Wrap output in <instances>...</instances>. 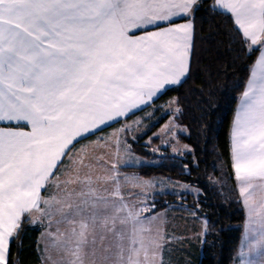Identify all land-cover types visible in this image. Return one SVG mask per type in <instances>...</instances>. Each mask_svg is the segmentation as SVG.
<instances>
[{"label":"snow or ice","instance_id":"obj_1","mask_svg":"<svg viewBox=\"0 0 264 264\" xmlns=\"http://www.w3.org/2000/svg\"><path fill=\"white\" fill-rule=\"evenodd\" d=\"M199 7L200 0H0V264H12L10 246L25 223L45 229V264H168L165 249L183 238L169 237L161 217L143 215L155 184L121 179L127 161L118 138L115 160L104 137L75 144L186 82ZM214 7L231 14L246 54L258 53L233 119L230 158L247 214L239 264H264V0ZM181 113L176 107L154 135L175 139ZM129 184L140 189L137 201L125 195ZM209 234L204 220L201 244Z\"/></svg>","mask_w":264,"mask_h":264},{"label":"trees","instance_id":"obj_2","mask_svg":"<svg viewBox=\"0 0 264 264\" xmlns=\"http://www.w3.org/2000/svg\"><path fill=\"white\" fill-rule=\"evenodd\" d=\"M214 4V0H200L194 14L195 55L186 82L168 89L146 109L89 137L131 125L125 132L126 144L134 156L145 163L126 167L124 172L199 189V192L155 195L151 199L154 207L149 213L182 205L208 221L207 243L195 248L190 264H234L242 240L240 224L246 218L231 168L230 133L250 76V66L258 53L246 54L241 37L233 31L231 15ZM174 98L182 109L177 119L188 131L179 134L178 139L193 149L184 156L172 154L168 147L167 153H160L164 139L154 137L172 116L165 107ZM153 147L161 149L153 152ZM152 160L157 162L151 164ZM41 232L39 225L25 223L22 226L19 238L10 246L12 264H42Z\"/></svg>","mask_w":264,"mask_h":264},{"label":"rangeland","instance_id":"obj_3","mask_svg":"<svg viewBox=\"0 0 264 264\" xmlns=\"http://www.w3.org/2000/svg\"><path fill=\"white\" fill-rule=\"evenodd\" d=\"M176 107H179V106L177 104H174L171 106V108H169V104H167V106L165 107V110L167 111V113H173ZM172 119H173V115L169 118V120L164 125H166ZM175 122L179 126L180 129H183V131H177L175 139H172L171 136H161L162 139L168 140L169 143L167 144L164 143L161 146L163 151L160 150L161 148L153 147L152 148L153 152L160 150L161 151L160 153H167V147L168 149L171 150L172 154L176 156H180V155L184 156L186 154L193 152V149L191 148V146H189L186 143L180 142L178 139L179 134H187L188 132L187 129L184 126L180 125L177 119V116H176ZM160 132L161 130L157 131L156 133H160ZM121 137L124 139V142L122 140V147L119 149V153H120V156L123 158V160L127 161V164H122L119 167L121 179H123V177L125 176H128V177H138L141 181L153 182L155 184V187L146 190L148 193L146 197V201H147L148 206L151 207V209L153 208L151 199L155 195L165 194V193H183V192L192 191L191 190L192 188L185 189L181 187L182 185H185L183 183H173L171 181H153V180L144 179L134 172H126V171L124 172V168L126 167H136L145 162L137 158L136 156H134L131 150H130V153L126 154L124 146L125 145L127 147L129 146L125 144L126 142L125 133L121 135ZM154 137H157V136L155 135ZM184 145H187L190 149H192V151L183 152L182 154L179 152L173 151L174 147L177 149H183ZM116 151L117 149L116 148L114 149L111 145V147L106 150L107 157L110 159H115ZM155 160H152L151 164H155L157 162V161L155 162ZM139 192H140L139 188H133L130 184L125 185V195L131 201H137ZM139 199L143 200L145 199V197L140 196ZM256 199L257 201H259V198H256ZM150 212L143 213V215L145 216L157 215L161 217L164 221V227L169 237L175 236V237L183 238V239L173 241L169 245V247L165 249L164 259L168 262V264H187L189 262L192 263L194 260L195 253H196L195 248L197 246H201V238L198 236V234L201 232L203 228V221L206 219L199 217L195 211H193L192 209H189L188 207L182 206V205H178V206L173 205L155 214H149ZM193 212H195V216L192 215ZM246 219H247V214H246L245 221ZM245 221L242 224H240V228L242 229V240L239 246L238 253L243 243ZM52 230L55 231V227ZM245 250L247 249L245 248ZM238 253L236 255V260L234 264H239ZM52 256H53V260H57L59 258L55 250H52ZM252 258H258V257L253 256ZM43 264H45V262H43Z\"/></svg>","mask_w":264,"mask_h":264},{"label":"crops","instance_id":"obj_4","mask_svg":"<svg viewBox=\"0 0 264 264\" xmlns=\"http://www.w3.org/2000/svg\"><path fill=\"white\" fill-rule=\"evenodd\" d=\"M214 3H215V0H214ZM216 8L219 9L220 11L225 12L223 9H220V8H218V7H216ZM225 13H227V12H225ZM228 14H230V13H228ZM230 15H231V14H230ZM181 19H183V18H177L176 22H177V23H184V22H186V21H180V22H178V21L181 20ZM137 34H142V33H137ZM159 96H160V95H159ZM156 99H157V98H156ZM156 99H155V100H156ZM155 100H154V101H155ZM239 103H240V101H239ZM239 103H238L237 109H238V107H239ZM147 107H149V106H142L141 109H139V110H134V112H133V113H130L127 117L120 118L119 120H116V121H111V122L109 123V125H108V126H104V127L102 128V130H104V129H106V128H108V127H110V126H112V125H114V124H116V123H119L120 121H124V120L128 119V117H130V116H132V115H134V114H136V113H138V112H140V111L146 109ZM237 109H236V111H237ZM234 117H235V116H234ZM135 119H136V118H135ZM126 125H128V124H126ZM0 126H5V125H4L3 123H0ZM122 128H123L122 126H120V127H115V128H113V129H111L108 133L98 135V136L95 137V138H89V137H91V136H93V135H96L97 133H99V132L102 131V130L97 131L95 134L88 135V137H87L86 139H80L79 142L75 144V148H76V149H79L82 145H88V144H91L93 141H96L98 137H104V138L110 140L111 145H112V147H113L114 149L116 148L115 141H116V139L118 138L119 141H120V144H119V149H120V148L122 147V140H123V142H124V139L121 137V135H123L125 132H123V134H122V132H119L118 130H120V129H122ZM162 128H163V127H162ZM162 128H160L159 131H160ZM25 130H27V129H25ZM113 134H116V135L114 136ZM125 144H126V143H125ZM126 147H127V146L125 145V146H124V149H126ZM113 160H115V159H113ZM119 167H120V166H119ZM236 185H237V183H236ZM237 189H238V188H237ZM238 193H239V190H238ZM47 194H48L47 192H42V195L47 196ZM239 197H240V195H239ZM256 198H259V199H260V194H259V193L257 194V197H256ZM37 225H39V224H37ZM39 226H40V225H39ZM40 227L42 228V232H43L45 229H44L42 226H40ZM43 247H44V244H43V241H41V237H40V254H41V258H42V264H43V262H44V259H43V256H44V254H43Z\"/></svg>","mask_w":264,"mask_h":264}]
</instances>
